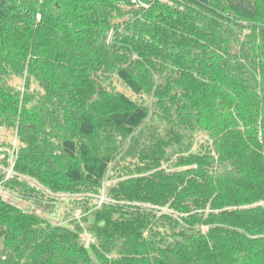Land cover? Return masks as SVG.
Returning a JSON list of instances; mask_svg holds the SVG:
<instances>
[{"label": "trees", "instance_id": "trees-1", "mask_svg": "<svg viewBox=\"0 0 264 264\" xmlns=\"http://www.w3.org/2000/svg\"><path fill=\"white\" fill-rule=\"evenodd\" d=\"M167 1L0 0V264H264V0Z\"/></svg>", "mask_w": 264, "mask_h": 264}, {"label": "rangeland", "instance_id": "rangeland-1", "mask_svg": "<svg viewBox=\"0 0 264 264\" xmlns=\"http://www.w3.org/2000/svg\"><path fill=\"white\" fill-rule=\"evenodd\" d=\"M11 85L16 86L21 88L22 87V80L20 78H14L11 82ZM38 86L37 84L32 85V90L37 89ZM129 95H132L131 93ZM0 138L2 139V141L6 142V143H11L14 147H18L19 146V140L17 139L15 133L13 130H2L0 132ZM0 197H3L5 200L16 203L18 205H20L21 207H23L24 209H32L33 207L31 206V204L24 202V201H19L17 200L14 196H11L9 193L4 192V190L0 187ZM100 199V201H99ZM98 199V203L101 204L102 200H106L105 196H101ZM63 206L68 208V204L67 201H65L63 203ZM63 209L58 212L57 216H51L49 214H41L43 217L47 218L48 220H50L52 223L57 224V223H61L63 221ZM76 216H80V212H76Z\"/></svg>", "mask_w": 264, "mask_h": 264}, {"label": "built area", "instance_id": "built-area-1", "mask_svg": "<svg viewBox=\"0 0 264 264\" xmlns=\"http://www.w3.org/2000/svg\"><path fill=\"white\" fill-rule=\"evenodd\" d=\"M147 1H151V0H133V3L136 5V7L142 6V7L147 8L148 7ZM160 1L164 2V3L168 2L167 0H160ZM19 145H20V142H19ZM102 202H103V200H102Z\"/></svg>", "mask_w": 264, "mask_h": 264}]
</instances>
